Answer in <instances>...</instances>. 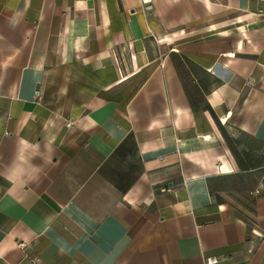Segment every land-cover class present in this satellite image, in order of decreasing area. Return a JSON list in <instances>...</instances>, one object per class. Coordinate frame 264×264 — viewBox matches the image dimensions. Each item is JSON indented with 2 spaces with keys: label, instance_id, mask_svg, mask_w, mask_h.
<instances>
[{
  "label": "crops",
  "instance_id": "obj_1",
  "mask_svg": "<svg viewBox=\"0 0 264 264\" xmlns=\"http://www.w3.org/2000/svg\"><path fill=\"white\" fill-rule=\"evenodd\" d=\"M206 256L264 264V0H0V264Z\"/></svg>",
  "mask_w": 264,
  "mask_h": 264
},
{
  "label": "built area",
  "instance_id": "obj_2",
  "mask_svg": "<svg viewBox=\"0 0 264 264\" xmlns=\"http://www.w3.org/2000/svg\"><path fill=\"white\" fill-rule=\"evenodd\" d=\"M72 122H67V126H71ZM205 264H217L220 262V258L216 256H206L204 258Z\"/></svg>",
  "mask_w": 264,
  "mask_h": 264
}]
</instances>
